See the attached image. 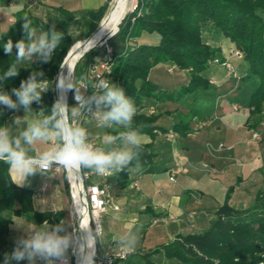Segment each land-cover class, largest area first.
<instances>
[{
	"label": "crops",
	"instance_id": "obj_1",
	"mask_svg": "<svg viewBox=\"0 0 264 264\" xmlns=\"http://www.w3.org/2000/svg\"><path fill=\"white\" fill-rule=\"evenodd\" d=\"M107 5L109 7L108 0H0V38H17L13 23L15 14L20 11L37 17L34 10L53 12L63 8L80 18ZM6 13L11 15L8 24L3 22ZM40 32L37 30V34ZM146 38L144 34L141 42L145 43ZM201 38L205 44L219 50L217 57L229 62L232 72L210 63L202 73L208 82L206 89H199L179 101L164 97L143 101L141 112L156 117L153 133H140L145 137L141 147L147 148L151 159L143 167L131 168L128 181L118 175L119 171H111L109 178L112 200L119 210L107 209L105 215L112 229L108 241L101 246L130 252L125 260L113 264H138L141 259L146 263V258L154 264L156 256H163L162 252L152 253L154 249L178 237L207 230L215 212L225 202L237 211H245L255 208L259 200L264 199V119L258 125H253L249 119L248 97L250 99L253 91L249 93V86L244 85L248 64L230 54L234 46L219 30L204 28ZM12 53L15 54V46ZM35 59L18 66L30 68L38 61ZM148 81L157 87V91L174 94L189 83V73L173 64H158L150 70ZM240 96L248 100L247 103L240 101ZM14 117H23L19 127L13 123ZM195 117L210 119V123L198 129L192 122ZM33 118H41L37 110L25 116L20 109L11 113L4 126L15 135L26 127L25 121L31 122ZM252 133H258L260 140L252 139ZM117 143L122 147V141ZM51 146V143L37 141L33 148L43 151ZM174 166L179 167L180 172L172 183L168 179V170ZM36 175L45 179L56 176ZM10 177L12 179L11 174ZM135 181L137 189L132 187ZM20 187L31 188L35 195L29 177ZM37 192H41L40 187ZM44 196L45 191L37 195L40 201L34 203V209L53 211L37 209L40 203L43 205ZM160 216L170 219L152 226L151 221ZM32 225L36 228L44 226ZM137 231H141L139 243L131 238ZM152 231L155 235L145 247V235ZM65 234L70 235V232ZM167 261L166 264H182L176 259Z\"/></svg>",
	"mask_w": 264,
	"mask_h": 264
},
{
	"label": "trees",
	"instance_id": "obj_2",
	"mask_svg": "<svg viewBox=\"0 0 264 264\" xmlns=\"http://www.w3.org/2000/svg\"><path fill=\"white\" fill-rule=\"evenodd\" d=\"M107 9L108 5L77 18L72 12L56 8L54 12L59 19L54 21V26L57 31L63 32L64 38L51 61L43 64L38 60L30 68L17 65L19 75L0 81V90L5 88L10 93L12 87H19L20 81L26 80L33 71H43L44 77L37 79H46L48 89L42 93V103H33L32 108L39 112L43 107L44 114H49L56 101L54 77L71 44L67 33L72 21L82 20L88 30L81 38L85 39L101 22ZM25 16L41 32L52 28L41 20L30 19V15H25L23 11L17 12L13 23L17 38L11 39L13 46L16 41L25 38L22 29V18ZM204 28L219 30L248 64V77L258 79L259 83L249 99V119L253 125L264 119V0H138L136 9L123 19L113 38L115 40L109 43L114 54L111 82L123 88L134 101L137 113L133 117L132 128L139 133L152 134L156 122V117L141 112L145 99L164 97L179 101L199 89L207 88L208 82L202 73L210 61L219 59V50L202 41L201 30ZM144 34L156 38L155 42L139 43ZM8 40L0 38V76L15 62L13 53L11 57L4 53L3 45ZM116 44L120 45V49L114 50ZM96 52L90 49L79 59L73 70V84L82 77ZM87 55L86 64L78 67L80 60ZM168 63L189 73V83L174 94L157 91V87L148 81L152 68ZM71 101L70 94L68 105ZM12 112L0 106V126L5 125ZM124 131L127 129L118 126L114 136ZM133 151L139 153L138 157L118 173L127 181L131 168L143 167L151 159L146 147ZM33 195L31 188L17 186L12 181L8 165L0 161V264L4 253H10L14 246V242L8 239L12 217L28 215V221L34 225H41L44 221L55 225L62 219V210L36 211ZM5 212L11 217H4ZM159 252L166 259H176L182 264H264V199L259 200L255 208L245 211H237L225 202L215 212L214 220L206 231L178 237L152 253ZM146 264H152L148 258Z\"/></svg>",
	"mask_w": 264,
	"mask_h": 264
},
{
	"label": "clouds",
	"instance_id": "obj_3",
	"mask_svg": "<svg viewBox=\"0 0 264 264\" xmlns=\"http://www.w3.org/2000/svg\"><path fill=\"white\" fill-rule=\"evenodd\" d=\"M22 19L25 38L15 42V62L0 76L2 82L18 76L17 65L33 62V57L43 64L50 62L64 38L63 32L57 31L54 25L37 34L32 22L26 16ZM3 47L5 55L11 57L13 41L9 39ZM44 75L43 71H33L26 80L20 81L19 87H12L10 93L5 88L0 90V106L9 111L22 108L25 116L35 111L33 103L41 104L42 93L48 89L46 79H37ZM94 87L97 91L86 96L73 84L69 72L67 75L61 73L57 83L59 95L49 114L45 115L44 108H40L41 118L25 121L26 127L15 135L9 127L0 126V161L8 165L14 183L23 186L28 177L43 175L53 165L75 171L87 168L105 175L111 171H122L138 157L139 153L133 149L141 148L145 137L132 128L133 117L137 113L134 101L123 88L107 79H99ZM68 91H74L76 106H69L66 102ZM82 112L96 116L100 126L118 125L127 131L106 136L103 143L108 147L94 146L87 129L77 123ZM22 118L14 117L13 123L19 127ZM37 141L51 143L52 146L37 151L33 148ZM117 141H122L124 146L114 147ZM43 225L16 237L12 251L4 253L2 264H20L22 261L27 264H38V261L42 264H65L66 253L73 245L71 236L62 234L66 232L62 223L48 225L44 221ZM92 243H95V235Z\"/></svg>",
	"mask_w": 264,
	"mask_h": 264
},
{
	"label": "built area",
	"instance_id": "obj_4",
	"mask_svg": "<svg viewBox=\"0 0 264 264\" xmlns=\"http://www.w3.org/2000/svg\"><path fill=\"white\" fill-rule=\"evenodd\" d=\"M136 9V4L134 5ZM133 9V10H134ZM117 30L109 35L106 40L100 43L98 51H103L106 58L97 63L94 58L89 63L87 69L80 79H78L74 85L81 90L86 96L93 95L97 89L94 87L99 79H107L111 82L110 74L114 63V54L110 46L109 40L111 36H115ZM231 55L236 58H242L238 51H230ZM211 64L221 65L227 68L229 72H232V67L229 62L220 61L219 59H213ZM73 81V79H72ZM71 94V105L76 106L77 102L74 99V91H68L66 93V102L68 96ZM89 122H95L99 124V120L96 116L90 112H82L77 119V123L87 129L86 125ZM192 122L196 128H204L210 123V119H198L192 118ZM172 139V136H168ZM252 139L260 140L258 133H252ZM94 146L103 147L102 145L90 141ZM118 147V143L114 145ZM219 147H222L220 145ZM180 168L177 166L171 167L168 170V179L170 182H175V177L179 174ZM71 169H65L62 166L53 165V167L46 173L50 176L57 174H64L67 178L70 191V206L69 216L71 221L70 236L73 241V245L68 249L66 253L65 264H113L115 261L125 260L129 256L127 250H112L105 249L99 243L98 239L102 235V227L100 224L101 218L107 212V209L111 208L114 211H118L119 207L113 203L110 193L109 178L112 172L105 175H99L92 169L82 168L79 171H75L76 180L74 186L71 183ZM132 187L137 189V182L132 183ZM47 188V184L40 186V191L44 192ZM57 210H53L56 212ZM170 219L169 216H160L151 221V225L159 223H166ZM100 226L98 229L97 226ZM97 232L99 234L97 235ZM95 235V243H92V237ZM38 264L42 262L38 261Z\"/></svg>",
	"mask_w": 264,
	"mask_h": 264
},
{
	"label": "rangeland",
	"instance_id": "obj_5",
	"mask_svg": "<svg viewBox=\"0 0 264 264\" xmlns=\"http://www.w3.org/2000/svg\"><path fill=\"white\" fill-rule=\"evenodd\" d=\"M113 1L114 0H111L109 2V7H108V9H107V11H106L103 19L108 14V12H109V10L111 8V5L113 3ZM131 3L132 4H130V6L128 7V10L126 11V13L124 14L122 20L119 22V24L117 25V27L115 29V30H117V33L119 31L118 28H119L121 22L123 21V19L125 17H127L128 14H130L131 12H133L135 10L134 9V5L135 4H136V7H137L138 0H132ZM33 12H35V14L38 15V16L37 17L36 16H34V17L33 16H29L30 19H33V20H41V21H43L44 24H47V25L53 26L54 25V21L56 19H59L58 14L55 13L54 11L52 12V11H47V10H44V9H39V10L37 9V10H34ZM9 16L11 17V15L8 14V13L4 14L3 15V18H6V19H4L5 21H3V22L6 23V21H7V24H8V19H9L8 17ZM72 22L74 24L72 23V25L69 27L68 33H67L68 36L71 39V44H70V47H69L68 51L70 50V48L73 45L77 44L78 42L84 41L86 38L85 39H81V38L84 37L85 34L88 31L87 30V27L82 24V20L81 19H79L77 21H74L73 20ZM75 22H77V23L75 24ZM99 24H98V26H99ZM96 28L93 30V32L96 30ZM115 30H113L111 33H113ZM111 33H108L107 35H105L104 38H102L100 41H98L91 48L92 51H95V52L97 51L96 54H95V58H94V60L97 63L103 61L106 58L105 53L103 51H98V49H99L100 43L103 42L104 40H106V38H108L109 35H111ZM146 36H147V38L144 41L145 43H147V44H153L155 42L154 40L156 38H154L153 36H148V35H146ZM10 38L13 39L14 36H9L7 39H10ZM113 38H114V36H111L109 42H111V40ZM114 40L115 39H113V41ZM141 41L142 40L139 39V43H142ZM118 49H120V45L119 44H116V46L114 47V50H118ZM16 51H17V49L15 48V53H16ZM68 51H67V53H68ZM14 56H15V54H14ZM88 56L89 55H87L85 59L83 58V59L80 60V62L78 64V67L82 68L86 64V61L88 59L87 58ZM34 58L35 57H33V59ZM24 63H26V62H24ZM209 64H210V62H209ZM18 65H20V64H18ZM73 70H74V68H73ZM57 73H58V71H57ZM57 73H56V75H57ZM70 75H71V77L73 79V76H74L73 71H72V73ZM244 80L247 81L246 83H244V85L249 86V89H250L249 90V93H251V91H254L253 89H255V87H257V85L259 83L258 82V79L256 77H248V73L244 77ZM53 86H54V91H55V95H56V85H55V81L53 83ZM241 96L239 98L240 101H242L244 103H247V101L249 100V97H248V100H246L245 98H243ZM56 99H57V97H56ZM86 127H87V131H88V134H89L90 141L95 142V143H98V144H100L102 146H106L103 143L104 138L106 136H108V135H113L114 136V132L117 131V129H118V125H113L111 127H103V126H100V124L95 123V122H89L86 125ZM122 146H124V145H122ZM29 178H30L31 182L33 183L34 189H35L34 190L35 191V195H33V196H35L34 199H33V204L34 203L36 204V203H38L40 201L38 199V197H37V195L41 193V192L40 193L37 192L38 189H39V187H40V185H42L44 183H47L48 184V188H46V190H45V196H44L43 205L40 203L37 206V209H40V210H51V209H53V210H57L58 212H59V210H62V219H61L60 223H62L65 226L66 232H70L71 225H72L71 224V221H70L69 210H68V208L70 206V191H69V185H68L66 176L65 175L58 174L54 178L45 179V178L40 177L38 175H34V176H30ZM3 216L6 217V218H10L11 217L8 212H5L3 214ZM27 217H28V215H25V217H12V224L9 227V234H8V239L10 241L14 242L15 239H16V237H18V236H20L22 234H25V232H27V231H31L33 228H36L35 226H33L26 219ZM109 222L110 221L108 220V216H106V215L103 216L102 219H101V221H100V224H101V227H102V235L98 239V243L100 245H103V244H105L108 241V234L111 232V229H112L109 226ZM41 225H43V224H41ZM17 226L19 227V229L17 228ZM204 231H206V230H204ZM154 232L155 231L146 233L145 237H146V240L147 241H145V245H144L145 247L149 246L148 242H150L151 241V238L155 235ZM203 232H201V233H203ZM65 233H62V234H65ZM140 233H141V231H137V232H133L132 233L131 238H132V240L135 243L136 242L139 243L141 241V239L139 238ZM150 246H153L154 247V244H151ZM153 261H154V264H166L168 262L167 259H164V257L162 255L156 256ZM13 264H15V262H13ZM20 264H27V262L26 261H22V262H20ZM138 264H146V263H145V261L143 262V260L141 259V260H139Z\"/></svg>",
	"mask_w": 264,
	"mask_h": 264
},
{
	"label": "bare ground",
	"instance_id": "obj_6",
	"mask_svg": "<svg viewBox=\"0 0 264 264\" xmlns=\"http://www.w3.org/2000/svg\"><path fill=\"white\" fill-rule=\"evenodd\" d=\"M131 2L132 0H114L108 14L101 22V25L97 31L88 40L78 42L70 48L69 56L67 57L57 76V83L61 73L67 75L69 72L71 74L75 64L81 58L83 53L89 51L98 41L104 38L105 35L116 29L117 25L128 10V7L130 4H132ZM72 171L73 173L71 174V183L74 186V181L76 180L77 176L75 175V170Z\"/></svg>",
	"mask_w": 264,
	"mask_h": 264
},
{
	"label": "water",
	"instance_id": "obj_7",
	"mask_svg": "<svg viewBox=\"0 0 264 264\" xmlns=\"http://www.w3.org/2000/svg\"><path fill=\"white\" fill-rule=\"evenodd\" d=\"M103 21V20H102ZM101 21V22H102ZM101 22H100V24H99V26L96 28V30L89 36V37H87L84 41H86V40H88L96 31H97V29L100 27V25H101ZM70 51V50H69ZM68 51V53H67V55H66V57L64 58V60H63V62H62V64H61V66H60V68H59V70H58V73H57V75L55 76V85H56V97L58 98V90H57V76H58V74H59V72H60V70H61V68L63 67V65H64V63H65V61H66V59H67V57L69 56V52ZM87 52V51H86ZM86 52H84L83 53V55L86 53ZM82 55V56H83Z\"/></svg>",
	"mask_w": 264,
	"mask_h": 264
}]
</instances>
